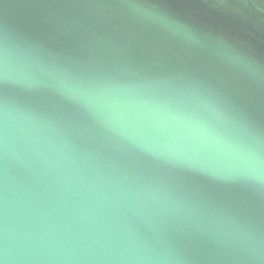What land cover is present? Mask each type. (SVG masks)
Segmentation results:
<instances>
[{
  "label": "water",
  "instance_id": "1",
  "mask_svg": "<svg viewBox=\"0 0 264 264\" xmlns=\"http://www.w3.org/2000/svg\"><path fill=\"white\" fill-rule=\"evenodd\" d=\"M0 264H264V0H0Z\"/></svg>",
  "mask_w": 264,
  "mask_h": 264
}]
</instances>
